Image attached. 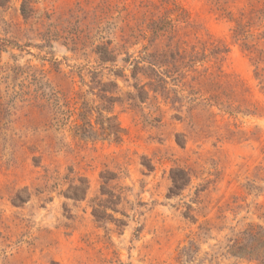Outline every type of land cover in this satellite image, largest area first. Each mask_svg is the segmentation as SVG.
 I'll use <instances>...</instances> for the list:
<instances>
[{"label":"rangeland","instance_id":"1","mask_svg":"<svg viewBox=\"0 0 264 264\" xmlns=\"http://www.w3.org/2000/svg\"><path fill=\"white\" fill-rule=\"evenodd\" d=\"M27 1L36 13L25 21L19 9ZM102 1L0 0V39L10 43L0 52L7 129L0 132L7 141L0 140V264H183L180 253L190 242L199 252L189 264H254L232 257L225 245L250 226L264 228V92L255 77L260 69L264 73V65L255 71L254 55L234 40L233 30L242 13L264 6V0H229L225 12L209 0H106L126 9L121 16L129 13L130 26L143 18L174 20L169 11L176 7L196 27L179 26L188 49L200 51L204 42L226 46L228 53L216 68L209 60L197 69L207 68L208 76L219 68L222 81L235 85L238 111L231 116L216 106L202 111V100L210 96L200 84L204 73H186L179 83L166 80L164 93L175 91L180 103L171 104L173 93L168 101L160 95L154 100L152 93L143 103L131 101L138 93L134 86L149 80L140 74L138 81L132 78L131 66L121 62L124 54L114 65L98 61L96 47L108 40L120 44L125 25L116 12L112 18L95 17ZM263 30H251L249 42L255 44ZM71 35H80L83 45L71 44ZM144 45L127 52L136 57ZM98 83L115 99L109 107L123 130L118 144L100 135L95 113L89 116L90 134L74 133L82 103L103 105ZM191 90L199 93L190 96ZM176 167L190 169L193 178L180 196L168 199L169 174ZM105 170L120 174L119 184L130 189L129 203L146 204L135 218L123 205L128 218L114 215L125 221L121 228L96 223L91 215L89 200L97 195ZM51 174L86 179V201L60 195L66 181L46 191L44 179ZM208 181L197 204L196 191ZM16 194L25 199L19 206L12 203ZM186 204L195 210L189 214L194 221L184 217ZM206 223L210 232L199 233Z\"/></svg>","mask_w":264,"mask_h":264},{"label":"trees","instance_id":"2","mask_svg":"<svg viewBox=\"0 0 264 264\" xmlns=\"http://www.w3.org/2000/svg\"><path fill=\"white\" fill-rule=\"evenodd\" d=\"M211 4L216 8L217 11L225 12V5L229 0H209ZM168 4L166 1H162V5ZM95 17L99 20L112 18L110 17L113 12L118 14V18L124 25L120 29V44L113 45L114 41H106L102 46L96 47L95 54L97 55L98 61L101 65L110 63L112 65L118 62V58L124 54L125 58L121 60L125 65L131 66L132 78L138 81V74L149 80V83L134 86L135 90L138 91L136 96H131L129 99L135 102L137 99L140 103L142 101H147L149 99L150 93L153 94L154 100L160 95L165 101H168V93H173L174 98L170 99L171 104L180 103V99L177 98L176 92L171 91L164 93L166 91V86L168 85L167 79H170L171 83H179L186 79V73H204L200 75L203 81L200 82L201 87L207 88V94L210 96L202 100L201 104L204 109L206 107H219L225 114L233 115L238 111V108L234 107V88L235 85L222 81L224 78L221 75L220 69L217 68L216 75L210 74L206 75L208 69H204L199 72L197 69V64L207 63L211 60L214 68H216L220 63H222L225 55L228 53V49L224 45L215 44L214 42L208 43L204 42L201 44L200 51L196 49L195 46L188 49L187 41L183 39L180 35L179 26L184 29L193 30L196 28L191 24L188 15L181 11L180 9L174 7L169 13L175 14V19L172 20L167 16H163L157 19H145L143 18L135 24L130 26V16L126 13L124 17L121 16L122 12H126L125 8L119 9L117 6H111L108 1H102L94 9ZM20 15L26 21L35 15L36 11L30 6V2H23L19 9ZM245 20V21H243ZM264 28V6L259 8L251 9L247 14L242 13L240 15L239 21H235V28L233 30V38L237 42H241L242 48L254 55L253 64L255 65V71L259 69V66L264 65V30L258 34L256 38V43L251 44L250 39L254 36L251 30H259ZM57 34V33H56ZM54 36V35H51ZM66 39V37L64 38ZM70 43L75 47L79 44L83 45L80 35L67 36ZM146 42L147 45L142 46L138 55L134 57L130 55L127 50L129 47H134L140 44V42ZM262 43L261 48H258V44ZM10 44L8 41L0 39V52L6 46ZM17 47V45H13ZM207 53V54H206ZM263 69H260L255 73L256 79H260L261 89L264 92V73ZM123 70H117L116 75L118 77H123ZM176 75L175 78L173 76ZM194 81V80H192ZM97 88L99 89L100 100L103 105L91 108L88 103H82L81 112L78 114V119L81 125L74 127V133L76 136L82 137L91 133L94 127L91 125L89 116L92 113L97 115L95 120V125L98 127V131L101 136L111 138L116 144L120 143L122 140L123 130L116 123V118L112 115L111 103L115 101L112 97H107L106 94H112L106 89L107 86H102L98 83ZM109 86L117 89L116 84H109ZM175 86V84H173ZM147 89V90H146ZM199 93V91H197ZM193 90L190 91V96L197 95ZM206 93V92H205ZM1 99V98H0ZM197 99H195L196 101ZM104 104H107L108 107ZM135 106V103L133 104ZM196 105H199L196 103ZM41 107V105H39ZM5 110H3V104L0 103V132L6 131V124L4 123ZM103 113L107 115L104 116ZM211 114L208 115V118ZM194 117H191V119ZM2 134H0L1 136ZM1 142L6 145L7 141L5 138H0ZM2 144V145H3ZM177 144L183 148L181 140L177 139ZM1 146V145H0ZM147 170L150 172L152 167L150 165L146 166ZM216 170V169H215ZM193 172L189 169L176 167L170 170L169 179L171 186L168 189L166 197L168 199H173L181 195V193L187 189L191 184L193 178ZM217 179L219 173L215 171L212 175ZM121 179L120 174L113 173L109 170H105L100 174V186L97 195L89 200L91 205V215L96 223L107 224L114 223L117 228L124 227L126 225L125 221L115 219V214H121L123 218H128L127 213L122 210V206L126 205L131 212H133V218L141 216L142 212L140 209L146 206L142 201H137L135 204L129 203L125 193L130 192L129 188L122 187L119 184ZM62 181H66L68 187L65 191H61L60 195H63L66 199L73 202H83L86 201L89 184L86 179L80 178H64L59 179L57 175H46L44 179V189L47 191L49 188L57 189ZM52 182V185L49 183ZM60 182V183H59ZM202 186L201 190L196 191V202L200 204L199 193L205 191L208 184ZM25 193V192H24ZM27 198V196H26ZM23 198L20 194H16L12 200L13 205L19 206L24 203ZM195 210L186 204V213L184 217L194 221L193 217H189L190 212ZM138 232V230H136ZM210 232L208 228V223L205 226L199 227V233L206 234ZM227 252L234 258L238 260H244L249 263L254 264H264V228L261 226H250L248 229L244 230L239 234L238 237L233 239H228L225 245ZM199 252V248L194 246V242H190L189 245L181 250L180 258L184 259L183 264H189L193 261V255Z\"/></svg>","mask_w":264,"mask_h":264}]
</instances>
